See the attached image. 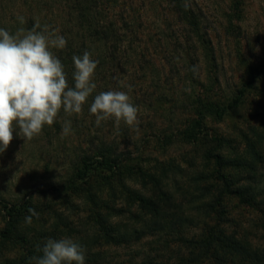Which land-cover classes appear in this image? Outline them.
I'll return each mask as SVG.
<instances>
[{
    "label": "rangeland",
    "instance_id": "obj_1",
    "mask_svg": "<svg viewBox=\"0 0 264 264\" xmlns=\"http://www.w3.org/2000/svg\"><path fill=\"white\" fill-rule=\"evenodd\" d=\"M149 1L146 0L145 5L143 1L134 3L144 11V29L135 43V49L144 53L138 64H120L116 69L104 68L100 75L95 73L93 82L96 89L87 104L83 105L81 114L68 115L61 110L53 125H45L42 132L31 140L23 138L18 128L13 131L10 145L0 153V232L5 225V207L31 199L40 215L38 219L32 218L31 224L20 225L19 233L27 237L41 236L46 240L69 237L76 243H83L86 250L92 248L91 254L100 252L104 261L112 262L127 261L136 251L141 253L164 244L171 245V239L177 238V229L174 228L159 230L153 236L146 234L140 241L125 246L108 244L99 248L89 247L90 231H97L95 220L101 219L93 215L92 205L84 197H64L55 191L69 175L73 160L81 150L101 143L116 147L115 150L126 152L128 156H143L145 168L155 172L159 163H165L169 172L167 178L162 179L165 192L163 198L159 197L162 210L190 217L196 212L198 202L192 203L191 200L200 196V190L192 185L191 176L201 168L203 150L179 141L164 147L162 138L158 136L164 131L175 132L187 120L186 105L183 104L185 96L191 87L195 90L200 88L198 83L192 86L186 77L192 66L197 69L198 80L207 88L212 87V93L224 100L234 95L250 79L249 74L251 77L263 74L259 76L258 86L264 89V0H183L199 20V33L210 43L214 64L204 58L198 36L189 31L185 23L177 20L166 3L156 5L158 8L155 10L150 8L152 5L149 6ZM69 5L70 0H0V28L15 33L21 27L31 29L39 23L41 26L48 25L50 30H59L58 34L68 41L71 28ZM18 16H23L26 23L20 24ZM53 51L58 56V50ZM128 85L132 86L131 91ZM259 89L247 95L245 108L237 116L232 115L221 122L208 120L211 131L216 130L224 137L234 138L235 144L242 149L244 144L239 130L248 131L247 122L249 125L261 124L260 130L264 129V96ZM109 90L126 91L131 96L133 104L139 108L138 130L114 117L101 121L97 126L96 117L89 112V107L95 95ZM244 114L246 120L243 119ZM65 120L71 121L73 129L67 136L62 133ZM262 145L264 150V140ZM261 168L264 172V165ZM128 184L150 195L147 188L131 182ZM119 192L115 205L125 211L109 217V221L121 228L124 225L132 229L147 227V231L151 221L145 226L146 216L142 221L139 213V217L131 216L130 213L136 211L135 206L122 200ZM102 195L106 198L109 194L104 191ZM232 207V217L240 224L245 223L242 227L258 215L237 200ZM56 216H60L59 220L69 228L60 227ZM89 217L97 228L87 233ZM191 221L192 225L180 226L178 230L186 236L198 232L200 223L193 219ZM56 228L62 232L57 236L59 238L53 235ZM255 230L257 238L253 237L254 240L263 243L264 230L261 227ZM35 246L32 241L30 248L34 249ZM27 249L0 241V264L15 259ZM91 254L85 251V259H91Z\"/></svg>",
    "mask_w": 264,
    "mask_h": 264
},
{
    "label": "trees",
    "instance_id": "obj_2",
    "mask_svg": "<svg viewBox=\"0 0 264 264\" xmlns=\"http://www.w3.org/2000/svg\"><path fill=\"white\" fill-rule=\"evenodd\" d=\"M140 1L147 4L146 0H70V39L64 49L58 50V58L65 66L70 86L74 87L72 56L82 55L84 51H89L92 59L99 61L95 69L99 75L106 67L116 69L120 64H138L142 60L144 53L135 49V43L144 29V11L134 5ZM163 3L168 5L179 22L185 23L189 31L198 36L204 58L214 64L212 48L200 35L199 20L192 8L185 10L183 0H150L148 4L157 10ZM249 75L250 79L224 100L212 93V87L207 88L198 80L197 71L186 73L190 84L194 86L198 83L200 87L197 90L191 87L185 96L183 104L186 105L187 120L175 132L164 131L158 136L162 138L164 147L179 141L203 150L201 168L191 176L192 185L200 190V196L191 200L192 203L198 202L191 217L165 212L161 208L159 197L165 196L162 179L167 178L169 172L165 163H159L155 172L145 168L143 156H128L126 152H118L116 147L103 143L81 150L73 160L69 175L55 192L64 197H84L92 205L93 215L101 219L95 220L97 228L94 227V220L88 218L89 227L90 224L93 227L85 226L86 232L97 228V231H90V236L87 235L91 242L89 247L99 248L108 244L125 246L140 241L146 234L153 236L159 230L177 229V238L171 239V245L165 241L168 244L160 248L141 253L136 251L127 261H104L100 252L91 254L92 248L86 250V246L78 242L91 254V259H85V264H264V242L258 243L260 241L253 238H257L255 229L261 227L264 230V172L261 170L264 165V129L260 130L261 124L249 125L247 122L248 131L239 130L244 144L241 149L234 138L211 131L207 125L208 120L221 122L232 115L237 116L245 108L247 95L259 89V76H263L261 73L252 77ZM259 92L264 96V89H259ZM243 119H247L245 114ZM128 182L147 188L150 195L132 188ZM104 191L109 194L106 198L102 195ZM118 191L122 200L135 206L136 211L130 213L131 216H138L139 213L141 221L146 216L145 226L151 221L147 231L145 226L132 229L124 225L121 228L109 221V217L125 211L115 205ZM235 200L258 214L251 222L246 221L245 227H242L245 223L240 224L232 217ZM5 208V225L0 232V241L28 249L15 259L4 261V264H33L30 258L42 255L39 249L43 248L46 238L27 237L19 233L20 225L26 223L25 217L29 215L28 208L34 209L33 202L30 199ZM57 216L59 226L69 228ZM192 219L200 223L199 231L186 236L178 228L192 225ZM55 231L53 235L59 238L61 229L56 228ZM32 241L36 245L34 249L30 248Z\"/></svg>",
    "mask_w": 264,
    "mask_h": 264
},
{
    "label": "clouds",
    "instance_id": "obj_3",
    "mask_svg": "<svg viewBox=\"0 0 264 264\" xmlns=\"http://www.w3.org/2000/svg\"><path fill=\"white\" fill-rule=\"evenodd\" d=\"M184 7L188 9L187 4ZM17 19L26 23L23 16ZM58 32L39 23L15 33L0 28V153L8 148L17 128L23 138L31 140L45 125H53L61 110L68 115L81 114L96 89L93 77L99 61L92 59L89 51L72 56L74 87L69 85L65 66L53 51L67 46L66 38ZM190 70L195 73L197 69L192 66ZM127 87L131 91L132 86ZM89 112L95 115L97 126L114 117L138 130L139 108L126 91L100 92ZM72 132L71 121L65 120L63 135ZM28 213L27 224L40 215L33 208H28ZM39 251L42 255L30 258L33 264H85V249L69 237L48 238Z\"/></svg>",
    "mask_w": 264,
    "mask_h": 264
}]
</instances>
